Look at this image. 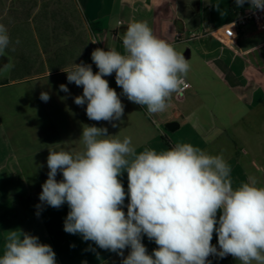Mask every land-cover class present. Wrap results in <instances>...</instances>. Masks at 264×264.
Listing matches in <instances>:
<instances>
[{
    "label": "clouds",
    "instance_id": "clouds-1",
    "mask_svg": "<svg viewBox=\"0 0 264 264\" xmlns=\"http://www.w3.org/2000/svg\"><path fill=\"white\" fill-rule=\"evenodd\" d=\"M246 2L250 10L264 11V0H235L237 7ZM120 43L122 51H92L96 72L84 62L62 70L68 83L82 86L74 103L86 104L89 120L119 121L121 94L151 117L166 111L172 95L188 86V60L146 21L130 23ZM9 48L14 50L12 39L0 23V56ZM12 67L9 61L0 70ZM113 73L121 94L104 78ZM59 89L69 92L66 84ZM40 99L47 102L49 93L41 92ZM78 140V151L49 149L37 215L44 204L59 209L67 203L63 230L117 253L122 264H211L209 256L228 255L239 264H264V186L249 180L234 187L223 155L190 143L163 151L145 147L138 153L132 137L121 139L96 125H83ZM125 172L127 192L120 179ZM214 233L219 248L211 243ZM144 236L157 245L151 254ZM3 249L0 264H57L49 244L19 228L6 231Z\"/></svg>",
    "mask_w": 264,
    "mask_h": 264
},
{
    "label": "crops",
    "instance_id": "crops-1",
    "mask_svg": "<svg viewBox=\"0 0 264 264\" xmlns=\"http://www.w3.org/2000/svg\"><path fill=\"white\" fill-rule=\"evenodd\" d=\"M232 1L0 0V23L5 24L8 31L27 23L35 25V40H32V44L26 42L24 35L19 36V32L15 34L20 41L16 47L22 52V58L27 57L26 62L23 58L20 63L30 71L15 78V84L34 85L39 98L41 92L50 95L45 104L46 121L54 133H60L62 137L56 139L52 136L53 140V132L50 131V140L45 143V147L34 151L38 154L40 150L38 158L46 161L45 175L49 171V149L80 150L82 145L78 139L82 126L96 125L107 127L108 134L118 135L121 139L125 136L132 137L138 153L145 147L157 151L171 149L166 140L172 146L176 143H190L212 155H223L231 167L234 187L249 180H255L259 186H264L263 166L256 155L245 150L244 142L235 137L212 145L215 142L210 141V136L201 135V129L210 128L207 117L205 119L200 116L206 105L204 95L210 98V77L223 84L228 92L226 96L232 98L238 108L256 109L264 103V67L247 57L258 48L262 49L264 41L255 47L244 46L245 28L240 32L238 40L231 44L223 43L217 33L229 23ZM134 21H146L155 35L175 45L176 50L185 56L190 65L185 80L193 87L185 92L183 98H180L179 93H174L167 110L150 117L146 108L130 102L121 94L122 89L116 85L113 73L104 78L108 80L110 87L121 94L123 116L119 121L113 122L89 120L86 104L78 106L74 103V97L82 95V86L68 83L67 73L62 70L73 63L84 62L91 64L94 72L98 71L91 60L92 51L96 48L113 47L122 51L120 37ZM34 42L37 47H34ZM34 48L38 49L35 57L32 55ZM0 62L8 63L9 60L0 56ZM61 84L67 85L68 93L59 89ZM7 85L9 83L1 82L0 89ZM192 103L196 106H192ZM208 104L210 112V103ZM236 106L234 109L228 108V113L238 111ZM192 116L195 117L193 121ZM174 122L180 126L177 131L162 130L163 125ZM113 123L117 126L113 127ZM179 130L181 131L178 132ZM208 133L210 135V131ZM227 143L234 145L236 150L223 152L224 144ZM31 158L36 159L35 156H29ZM6 169V164H0V171ZM57 177L58 181L61 180L62 174L58 173ZM120 179L127 192V173H123ZM127 203L126 197L125 204ZM123 210L127 212V208L124 207ZM211 243L219 247L215 233Z\"/></svg>",
    "mask_w": 264,
    "mask_h": 264
},
{
    "label": "rangeland",
    "instance_id": "rangeland-1",
    "mask_svg": "<svg viewBox=\"0 0 264 264\" xmlns=\"http://www.w3.org/2000/svg\"><path fill=\"white\" fill-rule=\"evenodd\" d=\"M34 28L35 25L27 23L8 31L14 50L9 48L3 57L9 60L13 67L8 71L0 70V83H9L0 89V164L7 165L6 170L0 171V255L3 254L6 231L19 228L38 236L41 243L49 244L56 253L57 264H122L123 257L117 253L101 249L92 241H84L79 234L73 235L63 230L64 220L70 210L67 203L59 209L44 204L39 210L40 214L37 215L36 206L41 203L39 201L41 185L47 176L46 161L38 158L41 151L39 150L38 154L34 151L42 146L45 147V143L50 140L48 136L50 131L53 132L51 139L52 136L56 139L61 138L62 134L54 133L47 123L46 102L36 95L34 85L15 84V78L26 72L30 73L25 65L20 63L23 58L26 62L27 57L22 58V52L16 47L18 44H15L17 40L15 34L19 32V36L24 35L26 42L32 44L35 40ZM245 32L244 46L255 47L264 41V31H257L251 23L245 27ZM33 44L37 47L35 42ZM34 49L32 55L35 57L38 55V49ZM247 57L264 67V47L258 48ZM5 64L7 63L0 62V68ZM190 85L192 86L191 83ZM226 94L228 92L223 84L210 77V98L204 95L203 101L206 105L200 112L202 118L207 117L210 121V128L201 129V135L210 136V141L215 142L212 145L227 141L228 138L240 139L244 142L245 150L257 156L263 166V176L264 103L256 109L238 108L237 103H234L232 98L229 99ZM208 103H210V112ZM192 106L195 107V103H192ZM235 106L238 111L233 110L228 113V108L234 109ZM194 116L191 121L195 120ZM165 126L163 125L162 130L168 131ZM224 145L223 152L236 150L234 145L229 143ZM29 156H35L36 159H29ZM142 243L149 254L157 248L154 241H150L147 236L143 237ZM129 251L128 248L124 250L125 257ZM230 259L224 260L222 264H239L234 257Z\"/></svg>",
    "mask_w": 264,
    "mask_h": 264
},
{
    "label": "built area",
    "instance_id": "built-area-1",
    "mask_svg": "<svg viewBox=\"0 0 264 264\" xmlns=\"http://www.w3.org/2000/svg\"><path fill=\"white\" fill-rule=\"evenodd\" d=\"M250 23L255 26L257 31H264V11L248 10L245 12H238L236 18L232 22H229L217 31L218 36L220 37L223 43L231 44L234 41L238 40L240 32ZM186 83L188 86L183 90L182 93H179L180 98H183L185 92L192 87L187 81ZM126 205L127 204H125V208H127ZM230 258L233 257L231 255H228L220 259L227 260Z\"/></svg>",
    "mask_w": 264,
    "mask_h": 264
},
{
    "label": "trees",
    "instance_id": "trees-1",
    "mask_svg": "<svg viewBox=\"0 0 264 264\" xmlns=\"http://www.w3.org/2000/svg\"><path fill=\"white\" fill-rule=\"evenodd\" d=\"M248 10H250V8L247 2L244 4L243 7H237L235 0H233L231 3V10H230V16H229L228 22H232L236 18V15L238 12H245ZM166 142L169 147L171 148L173 147L169 140H166ZM208 260L211 261V264H221L224 261L223 259H220L216 256H210Z\"/></svg>",
    "mask_w": 264,
    "mask_h": 264
},
{
    "label": "water",
    "instance_id": "water-1",
    "mask_svg": "<svg viewBox=\"0 0 264 264\" xmlns=\"http://www.w3.org/2000/svg\"><path fill=\"white\" fill-rule=\"evenodd\" d=\"M180 128L179 124L178 123H169L167 126H166V129L169 131V132H175L177 131L178 129Z\"/></svg>",
    "mask_w": 264,
    "mask_h": 264
}]
</instances>
